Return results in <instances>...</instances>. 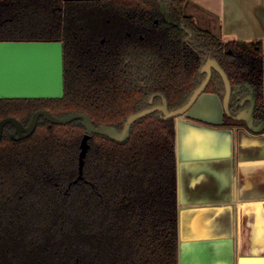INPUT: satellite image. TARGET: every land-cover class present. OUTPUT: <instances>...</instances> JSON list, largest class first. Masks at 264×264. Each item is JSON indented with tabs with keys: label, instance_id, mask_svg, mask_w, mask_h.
<instances>
[{
	"label": "trees",
	"instance_id": "obj_1",
	"mask_svg": "<svg viewBox=\"0 0 264 264\" xmlns=\"http://www.w3.org/2000/svg\"><path fill=\"white\" fill-rule=\"evenodd\" d=\"M185 2L0 0V41L64 43L65 86L61 99H0V120L27 126L41 109L80 112L121 132L163 97L170 111L187 104L212 58L231 82V112L251 87L263 121L262 42H224L185 14ZM204 91L224 98L215 69ZM14 131L6 124L0 141V264H178L175 118L148 114L124 142L94 133L83 163L82 119L42 116L29 137Z\"/></svg>",
	"mask_w": 264,
	"mask_h": 264
},
{
	"label": "crops",
	"instance_id": "obj_2",
	"mask_svg": "<svg viewBox=\"0 0 264 264\" xmlns=\"http://www.w3.org/2000/svg\"><path fill=\"white\" fill-rule=\"evenodd\" d=\"M184 12L264 50V0H186ZM235 121L211 91L175 117L178 264H264V129Z\"/></svg>",
	"mask_w": 264,
	"mask_h": 264
},
{
	"label": "water",
	"instance_id": "obj_3",
	"mask_svg": "<svg viewBox=\"0 0 264 264\" xmlns=\"http://www.w3.org/2000/svg\"><path fill=\"white\" fill-rule=\"evenodd\" d=\"M213 69L221 74L225 83L226 92L223 98L225 113L234 120H246L249 128L255 132L263 130L264 122L257 125L254 123L256 98L253 89L248 86L250 92L241 102L243 107L247 103L249 106L234 115L230 110L232 85L229 77L215 59L209 58L202 67V72L207 74L206 79L194 91L187 104L170 111L167 99L163 97L161 105L129 115L121 132L111 126H94L91 118L84 113L76 112L65 117H57L49 110L41 109L34 113L27 126L15 117L0 120V141L3 138L5 125L8 123L15 127L12 137L20 140L33 134L42 116L57 124L82 119L87 130L82 142L81 162L83 163L88 149L87 140L94 133L124 142L130 136L132 124L148 114L160 111L165 118H175L185 114L206 89L212 78ZM64 94V43L62 41H0V99H61Z\"/></svg>",
	"mask_w": 264,
	"mask_h": 264
},
{
	"label": "flooded vegetation",
	"instance_id": "obj_4",
	"mask_svg": "<svg viewBox=\"0 0 264 264\" xmlns=\"http://www.w3.org/2000/svg\"><path fill=\"white\" fill-rule=\"evenodd\" d=\"M14 132H15V131H14ZM14 132H13V133H14ZM13 133H12V134H13Z\"/></svg>",
	"mask_w": 264,
	"mask_h": 264
}]
</instances>
